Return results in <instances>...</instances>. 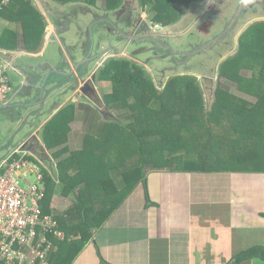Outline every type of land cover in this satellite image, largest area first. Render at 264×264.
<instances>
[{"label": "crops", "instance_id": "obj_1", "mask_svg": "<svg viewBox=\"0 0 264 264\" xmlns=\"http://www.w3.org/2000/svg\"><path fill=\"white\" fill-rule=\"evenodd\" d=\"M31 3L39 16L27 21L30 27L27 24L22 27L9 15L0 18V37L3 36L0 49L10 50V63L14 61L16 68L26 71L22 76L15 71L11 74L15 81L21 80L24 89L45 87L38 77L45 76L46 80L48 75L49 81L54 77L61 82L64 92H59L51 103H34L43 116L31 134L48 156L43 163L57 172L59 161L78 153L79 174L86 169L84 177L90 179L89 185L75 176L71 190L58 181L46 197L44 207L59 216L58 229L62 232V237L52 238L49 257L52 264H264L263 259L246 253L239 258L248 247L264 246V172L147 168L146 193L142 181H131L124 169L134 158L126 159L122 165L117 164L118 158L108 170L121 192L118 203L103 224L88 229L86 237L78 227L74 229L80 214L75 206L77 195L102 193L95 183L105 177L99 165L110 164L106 156L117 130L108 124L122 119L124 113L121 108L99 104L101 101L79 92L87 78L97 91L101 83L97 73L115 55L108 50L106 58L92 57L110 41L96 35L98 44L89 45L96 36L87 24L86 14L95 17L94 20L100 17L92 27L108 22L106 27L111 30L110 16L118 9L108 10L107 0H31ZM124 10H128L125 5ZM102 14L107 15V20L101 18ZM39 29L42 31L37 37ZM120 53L126 54V50ZM87 57L93 60L88 62ZM83 61L88 63L87 72L80 66L78 70L83 74L80 75L75 64ZM143 64L147 66L146 61ZM107 91L97 94L104 96L111 92ZM52 119L58 125L55 127L58 139L45 142L47 134L43 129ZM24 140L11 149H2L6 153L0 157V164L22 147ZM23 148L32 153L29 143ZM68 172L73 175L76 170ZM0 264L5 263L0 259Z\"/></svg>", "mask_w": 264, "mask_h": 264}, {"label": "trees", "instance_id": "obj_2", "mask_svg": "<svg viewBox=\"0 0 264 264\" xmlns=\"http://www.w3.org/2000/svg\"><path fill=\"white\" fill-rule=\"evenodd\" d=\"M195 1L198 0H139V3L141 9L148 7L151 21L167 25L178 22ZM121 2L107 0V9L114 10ZM6 12L12 18L19 17L27 21L39 16L31 0H8L4 4L0 0V15ZM41 31L39 29L37 37H40ZM111 60L105 64L102 72L107 78L103 80H107L112 89L102 96V100L110 106L125 108L130 113L112 122L119 127L114 126L117 128L115 136L111 138L114 144L106 156V162L110 164L99 165L100 173L105 177L95 182L101 187L102 193L96 195L91 192L87 197L77 195L75 206L79 208L80 214L74 229L78 227L84 237L89 228L103 224L118 203L121 192L108 174L118 155L120 159L117 164L120 165L125 164L126 159L134 158L132 164L124 169L131 181H142L146 193L147 168L197 172H264V20L254 21L247 26L239 35L237 50L218 66L219 77L255 95L256 101L252 104L228 92L217 82L210 109L207 110L199 95L194 94V76H175L159 90L142 66L125 59ZM245 69L251 71L250 76L242 73ZM199 116L197 132L193 128L194 124L189 126V123ZM212 122L217 123V126L215 123L211 125ZM56 126V119L45 125V142L57 138ZM28 143L32 153L26 157L41 164L44 174V212L48 213L44 203L56 182H62L66 189L71 190L74 184L72 179L80 176L78 180L82 178L89 184L90 179L84 177L86 169L79 174L78 153L59 161L58 171L55 172L52 166L44 165L42 160L48 161V156L37 140L31 139ZM74 168L75 174L70 175L68 171ZM55 219L60 228L59 216L55 215ZM244 253L264 260V246L248 247L240 253L239 258Z\"/></svg>", "mask_w": 264, "mask_h": 264}, {"label": "flooded vegetation", "instance_id": "obj_3", "mask_svg": "<svg viewBox=\"0 0 264 264\" xmlns=\"http://www.w3.org/2000/svg\"><path fill=\"white\" fill-rule=\"evenodd\" d=\"M202 1L203 0H198L193 2L192 4L197 5ZM205 1V4L198 6L199 8L197 9L196 14L194 13L195 15L193 14V16H191V18L187 20L185 28L182 31L177 32L168 29L175 23L167 25L154 23L148 18L147 14L142 15L143 9L140 8L141 11L139 12L131 8H127L128 10H124V4L121 2L119 7L116 8L118 10H116V13L113 14L115 15V18L117 20L116 23L110 24L112 25V28L116 29V32L119 36H111V38L108 39L110 41L108 45H106L102 49L97 50H111L110 53L115 54L114 56H112V58L125 59L127 61L138 64L142 66V68L145 69L146 72L148 71V66L149 68H154V66L149 64V58L155 56V58L159 59L162 56H165V58L172 56L174 58V63L171 66V69L173 72H176L179 71L180 66L187 65L190 61L189 59H191L193 56L198 55L202 51L205 52L207 50H218L219 47H217V45L222 46L220 45L222 43L226 47L229 46L228 49H230L231 38H234L235 30L236 27H238V24H244V22L246 23L250 21L254 16L258 17V15H260V13L264 11V0ZM123 10L124 12H127L126 14H128L126 17H124L122 14ZM186 12L187 11H185L184 13ZM249 13L253 14L252 17H250L248 20H245V15ZM132 14H136L137 17L135 19H131ZM101 18L107 20V16H102ZM126 20H128L129 22ZM241 20H243L244 22H241ZM104 24L106 25L108 24V22H105ZM187 32H189V36H192V39L195 40L192 41L189 39L188 35L185 36ZM180 36H182V39L184 38V36L186 38H184V41L177 42L178 40H180ZM237 47L238 41L236 50ZM91 50L96 49L92 48ZM120 50H126V54L120 53ZM159 50L166 51L163 54L155 53V55H153L154 53H151L152 55L149 58H147V56L142 59L136 57V55H139L141 53L146 54L151 51L158 52ZM119 54L121 55L120 57L118 56ZM107 55L109 54H107L106 52L97 59L106 58ZM177 56H180L181 58L178 59ZM88 57L86 58L87 60ZM135 59H144L143 62L146 61L148 65L146 66V64L144 65L142 61L139 62ZM204 59L207 60L208 55H205ZM84 67H88V63L85 62ZM165 69L166 67L160 72L165 73ZM193 69L194 68L190 70ZM185 75L192 76L191 74ZM194 77L196 78V76ZM81 87H83V91H85L84 94L87 97H97L96 100L101 101V97L98 98L95 86L90 79L87 78L86 82L82 86H80V88Z\"/></svg>", "mask_w": 264, "mask_h": 264}, {"label": "built area", "instance_id": "obj_4", "mask_svg": "<svg viewBox=\"0 0 264 264\" xmlns=\"http://www.w3.org/2000/svg\"><path fill=\"white\" fill-rule=\"evenodd\" d=\"M10 69L0 57V103L12 93ZM28 153L19 147L0 164V259L5 264H51L52 237H62L55 215L43 211L46 184L41 164L28 159Z\"/></svg>", "mask_w": 264, "mask_h": 264}, {"label": "rangeland", "instance_id": "obj_5", "mask_svg": "<svg viewBox=\"0 0 264 264\" xmlns=\"http://www.w3.org/2000/svg\"><path fill=\"white\" fill-rule=\"evenodd\" d=\"M205 2L206 1L203 0L200 4H197V5L191 4L189 9L187 10V12L184 13V15L181 17L180 21L178 23L173 24L168 29H171V30L176 31V32L182 31L186 26L187 20L190 19L194 13L196 14L197 9L199 8L198 6L205 4ZM122 3H124L126 8L134 9L137 12L141 11L140 10L141 4L139 3V0H122ZM191 6H192V8H191ZM142 9L144 10L142 12V15L147 14L148 18L150 19V15H148V14H150L148 12L149 11L148 7H145ZM126 13L127 12L122 13L124 17H126L128 15ZM7 15H8V13L6 12L5 14L0 15V18L7 17ZM252 15H253L252 13L246 14L244 19L248 20L250 17H252ZM102 16L104 17L107 15L102 14ZM34 17L36 18V16H34ZM136 17H137L136 14H134V15L132 14L131 19H133V18L135 19ZM99 18L100 17H98L96 20H94L95 17L87 16V14H86V20L88 21L87 24H89V28L91 26V31H92L93 35H95V36L99 35L102 38L107 37V39H110L111 36H119L117 34V32L114 30V28L109 30V29H107V27L104 23L101 25H95L92 27V25L95 24L94 21H98ZM127 18H129V17H127ZM110 19L113 22L112 24L116 23V21H117L115 18V15L110 16ZM15 20H18L21 23L22 27H25L26 24L28 27H30L28 25L27 20H25L23 18L16 17ZM257 20L258 21L264 20V11L261 12L260 15H258V17L254 16L250 21H248L246 23L243 20H241V22H244V24L240 23V24H238V27H236L234 38L233 37L231 38L230 49H228L229 46L226 47L222 43V44H220L222 46L217 45V47H219L218 50H207L205 52L202 51L198 55L193 56L191 59H189L190 61L188 62L187 65L180 66L179 71H176V72H173L171 69L172 68L171 66L174 63V58L172 56L166 57V58H165V56H162L159 59L155 58V56L149 58L152 55L151 53H154L153 55H155V53H162L163 54V53H165L166 50H159L158 52L151 51V52H148L146 54L141 53L139 55H136V57L137 58H144L147 56V58H149V60H148L149 64L154 66V68H149V66H148V68H147L148 71L146 73L154 81L155 85L158 86L159 90H162L165 83H167L171 78H173L175 76H180V75L182 76L185 74H191L192 76H196V87L194 90V94L199 95V97L203 100V106L205 105L207 107V110L210 109V104H211V101L213 99L214 89H215L217 82H220L222 87L225 90H227L228 92L234 94L235 96L241 97L242 99H244L247 102H249L250 104H252V103H255V101H256L255 95L248 94V93L244 92L243 90H241L236 83H234V82H232V81H230L224 77H219L218 76V66L222 61H224L229 55H231L236 50L238 35L240 34V32H242L252 22L257 21ZM8 21H10V19H8ZM37 21H38V19L36 20V22ZM126 21H128V20H126ZM190 30H191V28H190ZM25 31H28V30H25ZM187 35H188L190 40H192V41L195 40V39H192V36H189V32H187L185 34V36H187ZM185 36H184V38H186ZM184 38L182 39V36H180V40H178L177 42L184 41ZM0 42L3 43V36L0 37ZM98 42H99V39H98V36H96L95 39H92L89 41V45L93 46L94 43L98 44ZM147 45H150V44H147ZM205 55H208L207 60L204 59ZM177 58L180 59L181 57L177 56ZM111 59L112 58L107 59L104 62V65L111 62L112 61ZM165 67H166L165 73L160 72ZM192 68H194V69L190 70ZM102 69L99 70V72L97 73V80L100 79V81H101V83L97 85V91L99 92L100 95L108 92L107 90L111 91V89H112L111 85L106 82L107 80H103V79H107V78H105L106 75L103 74ZM188 70H190V71H188ZM242 73L245 76H250L251 71L249 69H245V70H242ZM194 74H197V75H194ZM10 81L11 82L14 81V79L11 77V74H10ZM103 82H106V83H103ZM99 97H102V96L98 95V98ZM93 99H95V98H93ZM99 104H104V102L101 100V102H99ZM112 106H114V105H112ZM114 107L117 108V106H114ZM67 108H69V107L67 106ZM121 110L124 112L122 114L123 117H126L125 113H128L129 111L127 112L125 110V108L124 109L121 108ZM199 120H200V116L198 118H196L195 120H193L192 123H189V126H192L194 124L193 128H196L197 123L200 122ZM54 123H55V120L52 122V124H54ZM213 123H215V122H212L211 125ZM215 124L217 126V123H215ZM108 125L114 127L116 125V123H115V125H113L112 123H109ZM117 127H119V126H117ZM195 130L198 132L199 129L196 128ZM115 144L117 145V140H115ZM9 149H11V147H9ZM5 153H6L5 151H1L0 157ZM118 158L120 159L119 155H118L117 159ZM53 163L55 164V162H53ZM44 164L46 165L45 162H44ZM25 177L32 182L35 181V179L31 173H27ZM48 213H51V212H48ZM52 214H54V213H52Z\"/></svg>", "mask_w": 264, "mask_h": 264}, {"label": "water", "instance_id": "obj_6", "mask_svg": "<svg viewBox=\"0 0 264 264\" xmlns=\"http://www.w3.org/2000/svg\"><path fill=\"white\" fill-rule=\"evenodd\" d=\"M106 52V50L101 51L98 55L92 57L97 59ZM19 55H17V58H19ZM11 56L12 52L10 50L0 49V57L2 59H6L9 67L11 68L9 70V74H12V71H15L18 76H22L26 73V71L23 68H16L14 61L10 63L9 58ZM118 56L120 57L121 55L119 54ZM90 59L92 58H88V62L91 61ZM80 66H83V71L85 72L87 69L84 67L85 61L75 64L77 70ZM56 72L54 73L56 74ZM78 74H82L80 69L78 70ZM11 77L14 79V75H11ZM49 77L50 75L47 76L46 80L45 76L42 78L38 77V82L41 80L40 85L43 84L45 86H39L40 88L34 86L24 89L21 80L19 82L15 80L12 82V93L10 98L7 102L0 103V151L2 149H7L12 145H15V143H19L21 140L23 141L25 139L21 145V148L24 149L23 147H25L26 142L28 143L29 140L35 139V135L31 133L37 122L40 121L43 116V112H40L37 108H35L34 103L37 101L41 104L51 103L53 98H55L59 92H64L61 82L57 81L54 77L49 81ZM79 92L82 96L85 95L83 87L79 89ZM47 111L48 110H46V112Z\"/></svg>", "mask_w": 264, "mask_h": 264}]
</instances>
